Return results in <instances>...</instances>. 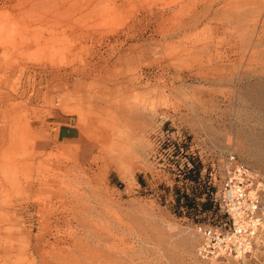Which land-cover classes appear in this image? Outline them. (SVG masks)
I'll use <instances>...</instances> for the list:
<instances>
[{"label": "rangeland", "instance_id": "1", "mask_svg": "<svg viewBox=\"0 0 264 264\" xmlns=\"http://www.w3.org/2000/svg\"><path fill=\"white\" fill-rule=\"evenodd\" d=\"M161 129L264 175V0H0V264H264L195 255Z\"/></svg>", "mask_w": 264, "mask_h": 264}, {"label": "built area", "instance_id": "2", "mask_svg": "<svg viewBox=\"0 0 264 264\" xmlns=\"http://www.w3.org/2000/svg\"><path fill=\"white\" fill-rule=\"evenodd\" d=\"M186 136L176 137L166 129L154 136V146L171 161L197 158L202 168L207 169L202 181L209 186V198L222 213L215 223H194L199 239L195 245V255L203 262L212 259L239 258L247 254L257 244L258 236L264 228V175L235 157L231 151L210 147L206 151H186ZM176 145L173 153L171 146ZM205 164V165H204ZM203 196L204 192H199Z\"/></svg>", "mask_w": 264, "mask_h": 264}, {"label": "trees", "instance_id": "3", "mask_svg": "<svg viewBox=\"0 0 264 264\" xmlns=\"http://www.w3.org/2000/svg\"><path fill=\"white\" fill-rule=\"evenodd\" d=\"M171 150L174 153L177 150V146L176 145L171 146ZM184 155H185V159H183L181 162L186 164L187 160H190V154L188 152H184ZM199 165H200L199 161H190V165L187 167V170H186L187 173L191 175L190 179L196 181L197 177H195L196 176L195 174L198 171ZM197 184L199 185L200 192H204L203 200L200 202L199 205L198 204L196 205L195 200H194V195L189 196L187 195V193H181L179 199L184 200V206L187 210L195 208V206L197 207L198 210H201V211L210 209L211 203H212L209 198V188L210 187L207 186L205 182L203 181H200V182L197 181ZM187 214H190V216H195V214H193L190 211H187Z\"/></svg>", "mask_w": 264, "mask_h": 264}, {"label": "bare ground", "instance_id": "4", "mask_svg": "<svg viewBox=\"0 0 264 264\" xmlns=\"http://www.w3.org/2000/svg\"><path fill=\"white\" fill-rule=\"evenodd\" d=\"M243 257V256H242Z\"/></svg>", "mask_w": 264, "mask_h": 264}]
</instances>
